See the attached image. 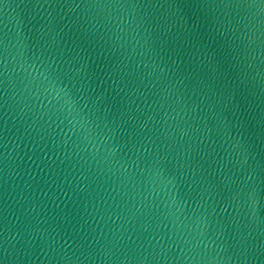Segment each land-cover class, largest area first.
Returning a JSON list of instances; mask_svg holds the SVG:
<instances>
[{
    "label": "water",
    "instance_id": "95a60500",
    "mask_svg": "<svg viewBox=\"0 0 264 264\" xmlns=\"http://www.w3.org/2000/svg\"><path fill=\"white\" fill-rule=\"evenodd\" d=\"M0 264H264V0H0Z\"/></svg>",
    "mask_w": 264,
    "mask_h": 264
}]
</instances>
